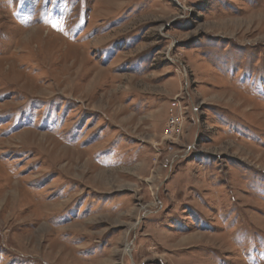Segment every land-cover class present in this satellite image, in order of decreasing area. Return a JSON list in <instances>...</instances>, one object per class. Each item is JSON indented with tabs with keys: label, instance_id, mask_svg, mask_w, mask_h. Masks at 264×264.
I'll return each mask as SVG.
<instances>
[{
	"label": "rangeland",
	"instance_id": "obj_1",
	"mask_svg": "<svg viewBox=\"0 0 264 264\" xmlns=\"http://www.w3.org/2000/svg\"><path fill=\"white\" fill-rule=\"evenodd\" d=\"M0 264H264V0H0Z\"/></svg>",
	"mask_w": 264,
	"mask_h": 264
},
{
	"label": "built area",
	"instance_id": "obj_2",
	"mask_svg": "<svg viewBox=\"0 0 264 264\" xmlns=\"http://www.w3.org/2000/svg\"><path fill=\"white\" fill-rule=\"evenodd\" d=\"M178 132H180V121L178 118L172 117L171 121L168 124L166 134L170 135V134H176Z\"/></svg>",
	"mask_w": 264,
	"mask_h": 264
}]
</instances>
